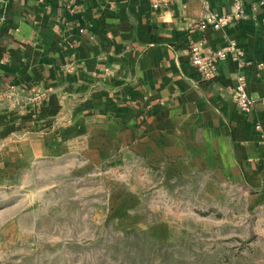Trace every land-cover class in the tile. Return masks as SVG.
Instances as JSON below:
<instances>
[{"label": "crops", "instance_id": "obj_1", "mask_svg": "<svg viewBox=\"0 0 264 264\" xmlns=\"http://www.w3.org/2000/svg\"><path fill=\"white\" fill-rule=\"evenodd\" d=\"M243 3L248 19L193 37L244 49L249 114L233 100L236 64L203 80L189 63L187 20L230 15L233 0H0V179L47 159L134 161L264 199V0Z\"/></svg>", "mask_w": 264, "mask_h": 264}, {"label": "rangeland", "instance_id": "obj_2", "mask_svg": "<svg viewBox=\"0 0 264 264\" xmlns=\"http://www.w3.org/2000/svg\"><path fill=\"white\" fill-rule=\"evenodd\" d=\"M130 162L47 159L0 179V264H264V199L245 184Z\"/></svg>", "mask_w": 264, "mask_h": 264}, {"label": "built area", "instance_id": "obj_3", "mask_svg": "<svg viewBox=\"0 0 264 264\" xmlns=\"http://www.w3.org/2000/svg\"><path fill=\"white\" fill-rule=\"evenodd\" d=\"M174 0H150L154 9H162L170 5ZM208 7V3L205 2ZM233 11L230 15H219L211 11L206 12L199 19L187 20L185 29L188 31V48H189V63L196 68L199 76L203 80L215 78L220 69V65L225 61H231L236 64L239 73L236 76V85L233 89V100L239 110L244 114H249L255 105V100L248 94V80L245 74V69L251 63L245 58V51L238 46L234 40H226V45L220 49H212L207 45L205 39L196 40L193 33L200 30L205 33L209 28L221 30L230 22L246 20L249 14L244 9L243 0H233ZM3 17H0V21ZM264 21V19H263ZM259 68L264 69V64H259ZM5 91L0 92V104L5 98ZM10 97V96H8ZM260 130V125L256 126Z\"/></svg>", "mask_w": 264, "mask_h": 264}, {"label": "trees", "instance_id": "obj_4", "mask_svg": "<svg viewBox=\"0 0 264 264\" xmlns=\"http://www.w3.org/2000/svg\"><path fill=\"white\" fill-rule=\"evenodd\" d=\"M243 184H245V183H243ZM246 187H247V186H246ZM247 188L249 189V192H250V193H252V194L254 193V190H253L252 188H250V187H247Z\"/></svg>", "mask_w": 264, "mask_h": 264}]
</instances>
